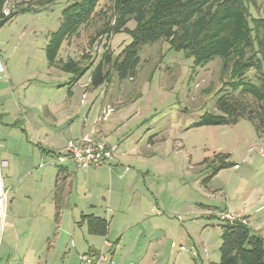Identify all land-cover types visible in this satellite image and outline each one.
Returning a JSON list of instances; mask_svg holds the SVG:
<instances>
[{"label": "rangeland", "instance_id": "rangeland-1", "mask_svg": "<svg viewBox=\"0 0 264 264\" xmlns=\"http://www.w3.org/2000/svg\"><path fill=\"white\" fill-rule=\"evenodd\" d=\"M75 1L8 0L5 5L8 12L20 7L29 10L18 13L0 27V59L5 67L0 73L3 151L8 144L22 142L25 129L32 136L33 126L44 118L40 106L49 104L53 108L54 104H62L73 86L71 97L80 110L76 122H80L81 128L82 121L89 116L88 132L101 105L105 106L111 95L117 104L116 112L104 122V128L109 131L119 127L114 135L119 148L112 166L79 167L80 177L89 174L100 179L107 178L108 169H112L119 178L113 192L105 184L93 187L76 182L72 206H65L59 213L52 202L49 176V199L39 187L29 200L33 205L38 201L43 205V214L38 216L39 233L44 229L40 223L49 219L48 241L39 238L36 244L38 257L41 254L44 258L43 264H62L63 249L71 244L73 228L78 225L74 221L75 201L86 212L89 202L96 201L100 214L110 217L108 236L117 243L114 264H216L221 257V225L226 222L222 212L227 211L245 220L253 232L264 238V135L257 132L248 116L234 124L194 125L207 112L220 113L217 99L226 80L222 59L195 67L193 58L182 50L172 49L163 39L140 52L132 78L121 80L111 69L110 80L93 87L90 71L106 48L115 57L131 41L127 32L106 37L104 30L113 18L112 3L102 0L97 15L61 49L60 58H73L81 67H90L78 81L71 83L77 73L50 66L46 46L60 27L63 10ZM251 9L257 15H264V0H257ZM129 26H134V21ZM254 74L253 71L250 76ZM246 101L249 108L254 107L250 97ZM25 108L32 113H25ZM64 113L56 114L60 118ZM149 140L155 144H149ZM217 153H223V157L215 158ZM207 157L209 161L204 163ZM224 161L232 165L218 168ZM126 166L130 167L127 172ZM50 167L49 163V169H58ZM3 172L11 198L19 183L12 188L7 168ZM26 181H31V176ZM110 199L112 206L107 212L106 203ZM58 216H63L62 225L56 223ZM75 232L85 250L87 241L93 242V237L102 244V252L111 253L100 235L89 234L80 226ZM0 235L3 241V233ZM6 241L8 253L4 252ZM0 250V264H23V254L15 253L13 238L9 241L4 238ZM80 261L79 258L77 264ZM30 262L34 261L27 258L26 264Z\"/></svg>", "mask_w": 264, "mask_h": 264}, {"label": "trees", "instance_id": "trees-1", "mask_svg": "<svg viewBox=\"0 0 264 264\" xmlns=\"http://www.w3.org/2000/svg\"><path fill=\"white\" fill-rule=\"evenodd\" d=\"M102 0H76L63 10L60 27L46 46L50 66L76 72L71 83L89 66L81 67L73 58H60L65 42L78 33L98 13ZM8 0H0V27L18 13L20 7L5 13ZM112 20L104 30L106 37L127 32L131 41L113 57L109 47L90 71V84L99 87L110 80L111 69L119 78L136 74L140 52L145 46L166 40L174 50L193 58L195 67L220 58L225 77L217 99L220 113L207 112L194 125L234 124L248 116L260 135H264V15L251 9L257 0H111ZM134 21L130 27L129 22ZM255 72L254 77L250 76ZM252 99V108L246 101ZM249 110L248 114H244ZM222 158L217 153L215 158ZM204 163L209 161L205 158ZM232 163L224 161L220 167ZM92 234L106 235L108 222L98 216L85 215ZM225 220V219H224ZM222 227L221 257L216 264H264V238L253 232L241 219L225 220Z\"/></svg>", "mask_w": 264, "mask_h": 264}, {"label": "crops", "instance_id": "crops-1", "mask_svg": "<svg viewBox=\"0 0 264 264\" xmlns=\"http://www.w3.org/2000/svg\"><path fill=\"white\" fill-rule=\"evenodd\" d=\"M58 86L62 85L59 84ZM73 88L74 86L70 88V90L68 91L69 96L67 95L68 97H65V100H63L62 104H54L53 108H49V104H43L44 106H40L39 111L44 113V118L38 122L37 126H33L32 136H30L28 130L25 129L24 132H26V136H24L22 142H17V144H15L14 146L8 144L5 147L4 151L2 150L4 148V144L2 145L1 143V156L8 162V165L4 168H7L6 175L12 183V188L17 183H19V186L16 188L13 196L9 198L7 213L4 221L2 222V220L0 219V234L3 233L4 238H6L8 241L9 238H13L15 253L17 254L18 252H21L23 254V264H26L27 258H30L31 261H34L30 262L29 264H43L42 261L44 258L41 254L38 257V249L36 247V244L39 238H43V242L45 240L48 241L49 219L44 220V222L40 223V227H43L44 229L39 233V231H37V228L39 227L38 216H41L43 214V205L39 204V201L38 203L35 202V205H33L31 204V202H29V200L34 196V191H36V193L38 192L39 187H41L40 189L42 190V192H45L47 194V197L49 199V176L51 181L50 194L52 202L54 203V207L59 210V213L65 206H72V194L76 182H78V184L82 183L86 185L93 184V187H101V185L105 184L106 186L110 187L109 191L113 192L116 183L119 181V178L112 172V169H108L109 174L107 178L102 176V179H100L98 175L93 177L88 173L87 174L89 176L86 175V177H80L79 166L70 159L55 166L50 164V168H58L56 169V171H53V169H49V162L57 159V155L65 150L69 140L78 141L85 134L94 133L99 140L105 141L109 144L119 145V140L117 142H115L116 140L114 141V138L116 137L114 136L115 131H117L119 127L117 126L114 131H109L108 129L104 128V125H106V123L104 122H108L117 109L116 102L112 100L113 95L110 96V100L105 106H103L104 104L101 105L102 107H100L99 112L96 114L93 120V126L88 132L87 126L90 123L89 116H87L88 118L86 119L84 118L81 128L80 122H76V119L80 117V110L79 107L77 108V106L74 104L75 100L73 101L71 97V95H73ZM113 102L115 104L114 112L107 119H102L101 116L104 108L108 105H112ZM24 112L32 113V110L26 109ZM59 112L65 113L62 116L60 114L59 118L57 116ZM100 126L101 129L99 130ZM50 131H52V134L50 133ZM161 140H164V138ZM6 142L9 143L8 140H6ZM148 143L155 144V141L149 140ZM111 161L107 165L112 166ZM89 168L90 167L86 169ZM40 170L42 171L39 173ZM129 170L130 167L126 166V172ZM30 176L31 181L26 183V179ZM8 187L10 188L9 185ZM87 191L90 192L91 189L88 188ZM106 205L107 208L105 209V211L110 212L112 200H107ZM80 207V204L75 201L73 204V210L75 211V214L77 212V216H75L74 221L78 225L73 228L74 231L72 232V238L70 240L71 244H69L70 246H65V249H63V258L61 263L77 264L79 258L82 259L83 256L89 253L102 252L101 250L103 249V246L102 244H99V242L96 240L97 238L94 239L92 237L93 242L88 240L87 242L89 245L85 250V245H83V243L76 235L75 231L78 226H80L82 229L86 228L88 230L87 221L83 219L85 215L98 216L108 222V233L106 235H100V237L104 238L105 248L108 247L111 251L112 257H114V253H116L117 251V243H115V241L110 239V236H108L111 230L109 219L110 217L100 214V205L96 201L89 202V212H86L83 208ZM38 210L40 211L38 212ZM79 215L80 218H77ZM56 223H58V225H62L63 216L62 218L60 216L59 221H57ZM51 227L55 228L56 226L51 225ZM88 233L92 234L89 232V230ZM4 238L3 241H1L0 235V242L2 244L4 242ZM106 242H109L111 246H108ZM9 251L10 250H8V242L6 241L4 252L8 253ZM46 251L47 259L49 257V245L47 246ZM71 255L73 257L70 261L69 259ZM9 258L10 254H8L5 260L8 261ZM5 264L10 263L6 262ZM44 264L47 263L45 262Z\"/></svg>", "mask_w": 264, "mask_h": 264}, {"label": "built area", "instance_id": "built-area-1", "mask_svg": "<svg viewBox=\"0 0 264 264\" xmlns=\"http://www.w3.org/2000/svg\"><path fill=\"white\" fill-rule=\"evenodd\" d=\"M5 13L9 12L5 10ZM5 71L4 64L0 59V73ZM86 94L83 96V102L85 101ZM115 110L113 105H108L104 108L101 118L107 119ZM1 140H0V219L4 221L7 213L9 203V187L5 185V179L3 169L8 165V162L1 156ZM118 149L117 144H109L105 141L99 140L95 134H85L80 140H69L65 150L57 155L56 160H52L49 163L53 166L62 163L66 160H72L79 167L88 168L92 166L107 165L115 157ZM222 218L229 221L240 219L236 215L225 212L222 214ZM243 222H246L242 219ZM108 246H111L109 242H106ZM111 252V251H110ZM196 255V251H193ZM79 264H114L111 253H89L82 257Z\"/></svg>", "mask_w": 264, "mask_h": 264}]
</instances>
